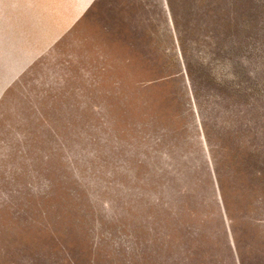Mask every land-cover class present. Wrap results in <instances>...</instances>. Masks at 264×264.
Returning a JSON list of instances; mask_svg holds the SVG:
<instances>
[{
  "label": "rangeland",
  "instance_id": "374dc122",
  "mask_svg": "<svg viewBox=\"0 0 264 264\" xmlns=\"http://www.w3.org/2000/svg\"><path fill=\"white\" fill-rule=\"evenodd\" d=\"M86 1L0 0V264H264V0Z\"/></svg>",
  "mask_w": 264,
  "mask_h": 264
},
{
  "label": "crops",
  "instance_id": "0c3cea01",
  "mask_svg": "<svg viewBox=\"0 0 264 264\" xmlns=\"http://www.w3.org/2000/svg\"><path fill=\"white\" fill-rule=\"evenodd\" d=\"M88 1V0H87ZM86 1V2H87ZM94 0H92V2H93ZM92 2H90L89 3V5L92 3ZM89 5H88V7H89ZM87 7V8H88ZM86 8V9H87ZM220 195V194H219ZM221 197V196H220ZM216 198H218V194H216ZM229 247H230V254H231V256L229 257V259H230V261H231V263H233V264H237V257H236V255H235V252H234V247H233V244H232V242L231 241H229Z\"/></svg>",
  "mask_w": 264,
  "mask_h": 264
},
{
  "label": "bare ground",
  "instance_id": "6f19581e",
  "mask_svg": "<svg viewBox=\"0 0 264 264\" xmlns=\"http://www.w3.org/2000/svg\"><path fill=\"white\" fill-rule=\"evenodd\" d=\"M90 1L92 2V0H90ZM87 2H88V1H87ZM85 3H86V2H85ZM85 3H84V4H85Z\"/></svg>",
  "mask_w": 264,
  "mask_h": 264
}]
</instances>
